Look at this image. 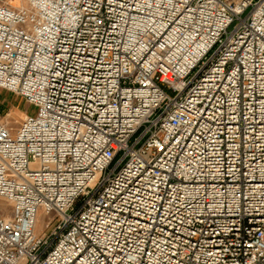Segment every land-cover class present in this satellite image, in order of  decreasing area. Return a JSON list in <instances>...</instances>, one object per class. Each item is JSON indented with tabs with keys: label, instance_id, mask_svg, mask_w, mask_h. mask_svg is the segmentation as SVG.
<instances>
[{
	"label": "built area",
	"instance_id": "1",
	"mask_svg": "<svg viewBox=\"0 0 264 264\" xmlns=\"http://www.w3.org/2000/svg\"><path fill=\"white\" fill-rule=\"evenodd\" d=\"M14 1L0 264H264V0Z\"/></svg>",
	"mask_w": 264,
	"mask_h": 264
},
{
	"label": "rangeland",
	"instance_id": "2",
	"mask_svg": "<svg viewBox=\"0 0 264 264\" xmlns=\"http://www.w3.org/2000/svg\"><path fill=\"white\" fill-rule=\"evenodd\" d=\"M32 112L33 108L26 103L24 99L0 89V120L6 123L11 129L15 130L22 119ZM0 210L8 214L10 212V205L0 199ZM47 219L44 212L39 210L35 228V235L37 237L41 236L43 232L46 231Z\"/></svg>",
	"mask_w": 264,
	"mask_h": 264
},
{
	"label": "crops",
	"instance_id": "3",
	"mask_svg": "<svg viewBox=\"0 0 264 264\" xmlns=\"http://www.w3.org/2000/svg\"><path fill=\"white\" fill-rule=\"evenodd\" d=\"M0 3H10V4L14 5L15 1L14 0H0Z\"/></svg>",
	"mask_w": 264,
	"mask_h": 264
}]
</instances>
